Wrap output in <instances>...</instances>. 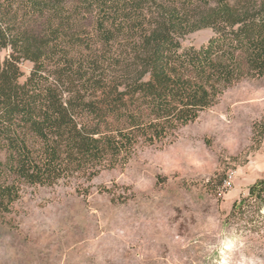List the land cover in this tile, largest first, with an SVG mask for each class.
<instances>
[{
  "label": "trees",
  "instance_id": "trees-1",
  "mask_svg": "<svg viewBox=\"0 0 264 264\" xmlns=\"http://www.w3.org/2000/svg\"><path fill=\"white\" fill-rule=\"evenodd\" d=\"M204 28L208 42L184 48ZM263 76L264 0H0V218L19 183L130 156ZM226 219L264 226V178Z\"/></svg>",
  "mask_w": 264,
  "mask_h": 264
},
{
  "label": "rangeland",
  "instance_id": "rangeland-1",
  "mask_svg": "<svg viewBox=\"0 0 264 264\" xmlns=\"http://www.w3.org/2000/svg\"><path fill=\"white\" fill-rule=\"evenodd\" d=\"M32 66L21 63V82ZM262 178L264 76L226 88L165 140L139 139L130 156L53 185L19 183L0 218V264H264V226L226 219Z\"/></svg>",
  "mask_w": 264,
  "mask_h": 264
}]
</instances>
